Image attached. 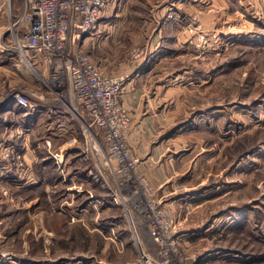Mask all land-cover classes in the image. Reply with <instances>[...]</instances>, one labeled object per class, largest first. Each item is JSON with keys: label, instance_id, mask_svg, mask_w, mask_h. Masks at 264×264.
<instances>
[{"label": "rangeland", "instance_id": "374dc122", "mask_svg": "<svg viewBox=\"0 0 264 264\" xmlns=\"http://www.w3.org/2000/svg\"><path fill=\"white\" fill-rule=\"evenodd\" d=\"M164 1L166 11L161 10ZM171 1L133 0L132 23L122 37L123 53L134 64L146 58L157 65L158 72L145 84L149 95L157 90L152 98L154 106L166 107L162 112L166 129L175 130L176 139L169 150L173 147L175 153L178 149L177 156L182 154L175 156L168 169L192 170L195 176L187 181L197 188L211 185L207 187L213 189L208 198L228 192L209 201L196 216L201 219V214L207 213L203 219L215 223L213 230L229 227L223 234L210 231V239L248 251L254 258L253 252L260 246L254 236L256 227L264 237V0H174L175 7L168 4ZM23 9V0H0V13L6 12L0 23L8 35H12L11 24ZM170 11L176 14L169 17ZM23 62L26 67L27 60L23 58ZM8 72L0 71V85L11 82L29 95L26 84L35 82L33 77L23 74L21 82ZM52 74L49 87L65 91L64 74ZM126 109L130 116L128 144L138 158L136 174L140 178L136 180L148 181L165 208L156 182L143 172L142 158L130 144L132 115ZM85 134V139L102 148V155L97 154L101 165L93 166L106 175L110 181L106 187L113 202L119 204L113 205V228L95 226L93 214L83 220L74 209L67 210L65 206L82 201L75 192L78 189H68L60 178L54 184H40L32 192L13 190L0 178V264H18L17 258H29L37 264H144L146 251L156 253L146 223L127 220L131 182L123 183L127 175L118 171L115 158L110 174L106 149L100 142L102 130L93 125ZM12 150L11 146L0 150V169L6 165L12 169L16 164ZM61 150V145L50 148L52 155ZM17 160L24 162L23 158ZM64 164L63 170L58 168L60 172H66ZM83 165L77 167L85 168ZM204 175V185L196 184ZM106 217L103 213L102 218ZM262 247L264 256V243ZM177 248L184 256H200L201 247L188 250L178 241ZM259 261L264 262V258Z\"/></svg>", "mask_w": 264, "mask_h": 264}, {"label": "crops", "instance_id": "0c3cea01", "mask_svg": "<svg viewBox=\"0 0 264 264\" xmlns=\"http://www.w3.org/2000/svg\"><path fill=\"white\" fill-rule=\"evenodd\" d=\"M132 3L133 0H107V7L102 11L100 18V29L85 33L80 42L88 53H91V58L97 59L96 63L101 71L119 73L125 77L122 101L132 115L129 141L134 152L142 158L143 172L156 182L162 204L177 223L176 234L179 242L188 250L201 247L198 250L201 256L199 264H264L259 261L264 258V237L260 228L256 227L257 230H254V236L260 246L257 245L253 252L255 257L251 258L248 251L210 239L209 235L213 231L223 234L229 227L226 230V227L220 226L218 230H213L215 223L203 219L207 213L201 214V219L196 217L207 208L209 201H216L228 194L227 190L218 197L208 198L207 195H210L213 189L207 187L211 185L197 188V185L187 181L195 176L192 170L168 169V164H172L175 158L181 157L182 154L177 156L178 149L175 153L173 147L169 150V145L176 139L175 130L166 129V122H162L165 115L162 112H165L166 107L160 109V104L154 106L155 100L152 98H156L157 90L154 95H149L145 84L153 72H158L157 65H152L146 58L134 64L132 60L125 59L126 53H123L126 49L122 37L132 23L129 17ZM174 3L172 0L168 4L176 6ZM166 4L164 1L161 10L166 11ZM5 13L1 11L0 19ZM174 14L170 11L169 17ZM0 24V71L10 70L8 75L19 78L21 82L23 74L35 80L26 84L30 86L31 91L29 95L32 106L29 107L18 103L11 94L14 90H21L19 86L11 82L5 83L4 80L5 84L0 85V150L7 146L19 150L23 154L22 165L25 164L19 165L21 161L16 159L12 169L6 165V174L0 178L7 182L10 188L20 192H32L38 185L49 182L54 184L60 178L62 185L68 189H78L74 191L78 192L79 200L82 201L76 206H65L67 210L74 209L83 220L93 214L97 224L95 226L102 229L113 228V205L118 204V201L113 202V194L109 187H106V183H110L106 175H101L93 166L95 163H101L98 162L95 145L85 139L84 111L67 86L65 91H56L49 87L47 81H53L50 64L33 50H27L26 55H22L13 45V38L8 35L7 28ZM23 58L28 62L24 64L26 67H23ZM72 136H76L78 141L66 152V172H60L50 148L60 146ZM43 148L47 153H42ZM77 164H84L85 168H78ZM99 168L101 169L100 166ZM110 174L113 175L111 170ZM205 176H199L202 180L196 184L204 185ZM105 189L109 192L105 193ZM103 213L107 215L105 219L102 218ZM217 217L219 215L215 218ZM127 220L129 223H135L131 214L127 216Z\"/></svg>", "mask_w": 264, "mask_h": 264}, {"label": "built area", "instance_id": "2783aa9c", "mask_svg": "<svg viewBox=\"0 0 264 264\" xmlns=\"http://www.w3.org/2000/svg\"><path fill=\"white\" fill-rule=\"evenodd\" d=\"M23 2V11L10 27L13 45L22 55L33 50L42 56L50 64L53 74H64L65 83L68 74L70 85L67 83L66 86L85 114L84 132L92 131L93 125L102 130L100 142L106 149V164L113 172L115 158L118 171L127 175L123 183L131 182L126 206L134 221L146 223L147 232L156 243V253L145 252L144 264H194L199 261V254L184 256L178 250L177 223L156 199L148 181L136 180L140 178L136 174L138 158L133 156L128 144L130 116L121 100L125 77L101 71L80 42L85 33L100 29L107 0ZM11 94L18 103L32 106L28 94L20 90ZM77 141L76 136L67 138L61 144L62 150L53 154L59 169L63 170L66 152ZM96 147L98 155H102L101 146ZM12 153L17 159L23 158L19 150H12ZM0 170V177L6 174L5 167Z\"/></svg>", "mask_w": 264, "mask_h": 264}, {"label": "trees", "instance_id": "16d2710c", "mask_svg": "<svg viewBox=\"0 0 264 264\" xmlns=\"http://www.w3.org/2000/svg\"><path fill=\"white\" fill-rule=\"evenodd\" d=\"M19 263L18 264H37L38 262H33L31 259L29 258H17ZM3 264H9V262H5Z\"/></svg>", "mask_w": 264, "mask_h": 264}, {"label": "bare ground", "instance_id": "6f19581e", "mask_svg": "<svg viewBox=\"0 0 264 264\" xmlns=\"http://www.w3.org/2000/svg\"><path fill=\"white\" fill-rule=\"evenodd\" d=\"M67 79H66V83H68L70 85V81L68 79V74L66 75Z\"/></svg>", "mask_w": 264, "mask_h": 264}]
</instances>
